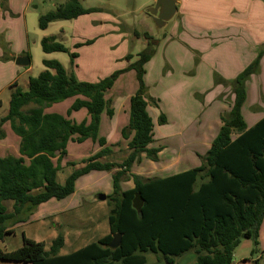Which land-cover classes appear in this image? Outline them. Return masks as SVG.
Segmentation results:
<instances>
[{"label":"trees","instance_id":"1","mask_svg":"<svg viewBox=\"0 0 264 264\" xmlns=\"http://www.w3.org/2000/svg\"><path fill=\"white\" fill-rule=\"evenodd\" d=\"M3 5V1L0 0ZM85 8L80 0H68L56 10L40 17L42 29L56 20L76 19L97 11ZM140 59L126 68L115 70L97 81L80 80L58 60L45 59V69L30 78L29 89L14 85L9 113L0 119L10 122L21 137L19 156H0V240L13 232V226L25 222L38 206L55 198L61 200L73 194L77 180L91 171H114L113 192L107 195L110 233L87 246L61 255L65 237L63 231L49 249L25 235L23 244L12 251L0 250V260L31 264H146L147 253L175 263L174 258L194 252L189 264H233L234 252L243 238L254 241L252 255L259 245L260 227L264 220V117L249 127L243 106L247 99V82L259 71L264 47L257 57L232 80L234 101L228 112L221 114L223 122L209 150L200 156L201 165L163 178H146L132 173L142 155L158 161L160 147H150L154 141V123L148 111L145 64L155 53L150 33ZM92 40L76 43L75 48ZM44 52H68L72 63L76 52L55 37L41 41ZM131 54L126 56L129 59ZM136 71L138 90L130 99L129 123L122 130L128 139L129 154L122 161L103 160L112 154L107 139L100 136L101 115L111 117L114 109L106 98L119 76ZM218 74L216 83H223ZM76 97L67 115L46 112L55 103ZM1 106V99H0ZM86 108L90 120L76 122L70 115ZM167 121L165 114L159 123ZM88 139L102 149L73 167L62 184L57 180L61 160L67 154L69 142L82 143ZM57 157V164L53 158ZM132 179L134 187L123 190L122 182ZM141 193L144 205L141 212L133 207L135 194ZM6 200L13 201L9 212ZM121 233L118 247H110L115 234Z\"/></svg>","mask_w":264,"mask_h":264},{"label":"crops","instance_id":"2","mask_svg":"<svg viewBox=\"0 0 264 264\" xmlns=\"http://www.w3.org/2000/svg\"><path fill=\"white\" fill-rule=\"evenodd\" d=\"M2 1L3 5L0 2V99L1 105H4L2 97L9 100L10 103L14 85L21 87L23 90H28L30 78L34 77L32 76L33 56L29 20L35 22L39 16L29 13V9L31 7L39 8V5L35 3L36 0ZM221 1L224 2V5L219 3ZM248 1L249 10H247V1L245 0L243 3L242 0H239L241 8L237 13L241 15L246 11L251 13V0ZM179 2L180 0H178V4ZM231 2L236 3V0H215L219 13L223 15V22H219L211 28L201 29L197 25H191L187 18L188 9H184L181 15L182 18L180 17L181 23L178 37L182 43L181 47L185 48V50L174 49L173 53H176L174 56L179 59L180 54L182 55L189 51L193 59V51H198V70L204 66V70L206 69L208 73V76L206 74L208 82L206 87H191L184 90L183 82L178 80L171 81L170 79H173L174 75L173 70L170 68L169 71L165 72L166 68L168 70V48H166L164 51L163 72L155 83L159 85L158 91L162 94H157L152 90L151 84L148 81V67L159 53L161 40H159L153 56L146 62L145 69L147 72L144 78L148 89L147 96L157 101L156 104L150 101L148 105V111L154 123L155 134L154 141L150 144V147H160L162 150L159 153L158 161H152L143 154L141 161L133 165L131 169L132 173L146 178H163L201 165L200 156L209 150L223 124L221 114L228 112L234 101L235 95L233 93L232 80L254 60L253 58L256 55L252 52L251 47L240 39V37L242 38V34L245 38L252 37L249 28H246V24L242 26L243 24L238 19H233L234 17L228 18L230 7L233 5ZM242 6L246 7L244 11ZM30 17L32 18L30 19ZM227 18L228 20H226ZM151 34L153 35V33ZM164 37L167 41L168 37H166V33H164ZM252 40L251 38L250 43H254L255 45V42ZM144 42L147 46V40ZM19 58L21 59V63H18ZM263 63L264 56L262 57L261 65ZM130 64L133 63L127 62V65L123 68H126ZM132 71L136 75L134 69L125 73L127 74ZM214 71H217L223 78L224 82L222 84L216 83L215 77H213ZM123 74L119 76L117 81H119ZM262 83L263 80H261L259 74H253L247 82V99L243 106V114L246 109L251 111V114L248 116L245 117L244 115L249 127L264 117V83ZM115 84L112 89L107 91L106 98H108L107 94L116 90ZM252 84L256 86L255 89L252 88ZM138 87L139 84L136 88L134 87L130 90L126 96L123 95L124 92L121 90V94L118 95L119 98H111V107L114 109V114L111 117L107 112L101 115L100 136H104L107 139V146L112 149V154L102 158L103 160L117 161L113 156L121 150L127 151L125 158L129 154L128 139L122 136V130L129 123L130 99L136 93ZM168 91L172 94L169 105ZM75 99L76 97H71L62 102L55 103L47 108L46 112H57L67 115V110ZM64 102H67V105L63 109H59L62 108L61 105L65 104ZM120 111L123 114H120ZM8 113L0 114V119ZM76 114H81L80 121L90 120L86 108L74 111L70 115V118L77 122L75 119ZM161 114H165L167 117V121L164 124L159 123ZM119 115L122 118L118 119ZM116 119L118 121H114ZM105 122L108 127L107 135L102 131ZM5 125H10L11 127L10 122H5L2 125L6 136L0 138V140H4L7 137V128L5 127L4 129ZM156 125L162 129L160 134L156 131ZM178 136L182 137L183 141L181 144L183 146L185 144V147L176 148ZM173 141L175 144H173ZM20 142L21 137L18 135L12 141V146L0 141V156H19ZM172 145H175V147ZM172 147L173 152H171ZM8 149H12V152H9ZM101 149L102 147L97 148V151L93 154L99 152ZM68 154L69 152L62 158L61 169L58 173L68 167V164L66 167L64 166L65 163L71 162V160H68ZM93 154L85 155L81 160L72 162L77 163L75 167L79 168L77 166L82 164L81 161ZM57 160V157L53 158L55 164H57ZM168 166H181L182 168L177 172L168 173ZM58 173L57 180L63 184L67 177L62 182L59 179ZM113 173L114 171L94 170L80 177L76 182V190L73 194L61 200L52 198L40 204L27 221L13 226L11 228L13 232L5 235L4 239L0 240V243L6 242L10 237L18 238L20 230L23 237L25 235L27 238L37 242H44L46 249H49L53 240L58 236L59 230L62 229L65 242L60 250V254L65 255L108 235L110 233L109 205L107 200L99 199L98 195L101 193L106 194V196L112 194ZM133 187L134 182L132 179L122 182L123 190L132 189ZM93 194L96 196H93ZM5 205L9 212L13 211L12 200H6ZM85 205H87V209L84 208ZM259 242L256 254L252 255V250L255 247L254 241L251 238H243L234 252L233 264H264V261H262L264 257V220L260 227ZM241 246L247 249V254H239L238 250ZM68 247L69 250H66ZM0 250L12 251L2 248L1 244ZM195 257V254L193 257H190L187 264L193 262ZM17 264L31 263L17 262Z\"/></svg>","mask_w":264,"mask_h":264},{"label":"rangeland","instance_id":"3","mask_svg":"<svg viewBox=\"0 0 264 264\" xmlns=\"http://www.w3.org/2000/svg\"><path fill=\"white\" fill-rule=\"evenodd\" d=\"M67 1L68 0H36L35 3L39 5V8L31 7L29 9V13L39 16L38 20H35V22L29 20V33L32 41L33 56L32 76H38V74L45 69L43 64L45 59H52L61 62L68 70H73L80 80H100L111 75L115 70L123 69V67L127 65V62H137L140 59V52L147 47L144 41L147 40V43L150 41L144 36L146 32H149L154 40H157L158 42L161 40L159 44V53L148 67V81L154 92L162 94L158 91L159 85L155 83L158 78L161 77L163 72V59L165 57L164 51L166 48H168V70L166 68L165 72L169 71L170 68L173 70L174 75L173 79H170L171 81L178 80L183 82L184 90L191 87H206V85H208L206 78V74L208 76V73L206 72V69L204 70V66H202L198 70L197 67L199 61L198 51H193V59L192 55L189 54V51L182 55L180 54L179 59H177L174 56L176 53H173V51L174 49L185 50V48L181 47L182 43L178 37V31L180 30L179 26L181 23L180 17L182 18L181 15L183 14L184 9H188V21L191 25H197L198 28H211L219 22H223V15L219 13V9L215 5V0H180L177 14L167 23L166 27H158L154 20L146 13L147 9L154 5L156 0H80L85 8H97L98 10L76 19H61L53 21L47 28L42 29L39 24L40 17L50 11L56 10L57 7ZM242 1L244 3L245 0ZM246 1L247 10H249V1ZM219 3L224 5V2L222 1ZM231 3L233 5L230 7L228 18L234 17L233 19L241 21L243 24L242 26L246 24V28H249L252 37L245 38L242 34V38L240 37V39L246 45L251 47L252 52L256 54L253 58L255 60L259 50L264 47V0H251V13L246 11L243 12L242 15L237 13L241 8L239 0H236V3ZM245 8L246 7H243V11ZM31 18L32 17H30V19ZM228 18L226 20H228ZM151 33H153V35ZM164 33H166V37H168V43L164 37ZM52 36L55 37L56 41L66 45L71 52H76L78 54L77 58L74 59V63H72L71 54L68 52H44L41 41L45 37ZM251 38L253 39L252 41L255 42V45L254 43H250ZM88 40H92L93 42L82 45L79 48L74 47L76 43L86 42ZM152 46H155L156 48L158 44L152 43ZM129 53L131 54V57L129 60H126V56ZM256 74L261 76V80H263L264 83V63L260 65L259 71ZM217 75L218 72L214 71L213 77H215V80ZM137 85L138 81L134 71L127 74L124 73L115 84V88L117 87L116 90L107 94V97L110 100L111 98H119L118 95L121 94V90L124 92L123 95L126 96L127 93L134 87L136 88ZM252 88L255 89L256 86L252 84ZM170 96H172V94L168 91V105L170 104ZM2 98L4 105L0 106V114H5L10 110V103L9 100L4 97ZM64 103L65 104L61 105L62 108L59 109H63L67 105V102ZM121 113L122 112L120 111V114ZM249 114H251V111L246 109L244 112L245 117ZM120 118L122 117L119 115L118 119ZM75 119L77 122H81V114H76ZM118 119L114 121H118ZM5 127L7 128V137L0 141L12 146V141L15 140L17 135L14 133L10 125H5L4 129ZM107 130L108 127L105 122L102 131L106 135L108 134ZM156 131L160 134L162 129L156 125ZM181 138V136H178L176 148H181L183 146V144H181L183 139ZM173 144H175L174 141ZM172 146L175 147V145ZM185 146L186 145L184 144L183 147ZM99 147V143L94 142L91 139L82 143L70 142L68 145V160H81L83 156L93 154ZM8 150L9 152H12V149ZM171 152H173V147L171 148ZM126 154V150H121L117 152L113 158L117 161H122ZM64 166L66 167L67 163H65ZM81 166H83V164H79L77 167ZM181 168V166H168V173L177 172ZM72 170L73 167L68 165V167L58 173L59 179L64 182L65 178ZM93 196L96 195L93 194ZM84 208L87 209V205H85ZM59 231L63 230L60 229ZM22 243L23 235L19 230L18 238L10 237L6 242L3 241L0 244L4 249L14 250L22 245ZM66 250H69V247ZM238 252L239 254H247V249L244 246H241ZM193 253L194 252H188L185 255L175 257V264H187L190 257L194 256ZM146 258V264H168V261L163 258L159 259L154 253H147ZM262 261H264V257ZM0 264H17V262L0 260Z\"/></svg>","mask_w":264,"mask_h":264},{"label":"water","instance_id":"4","mask_svg":"<svg viewBox=\"0 0 264 264\" xmlns=\"http://www.w3.org/2000/svg\"><path fill=\"white\" fill-rule=\"evenodd\" d=\"M178 12V0H156L154 5L149 7L146 11L147 15L154 20L158 27H166L167 23L171 21ZM152 43L158 44L157 40H152ZM18 59V63L20 62ZM99 199L106 200V194H99ZM144 205V200L141 193L137 192L133 198V207L141 212ZM122 234L118 233L113 236V239L110 243V247L115 248L120 245ZM168 264H175L169 262Z\"/></svg>","mask_w":264,"mask_h":264}]
</instances>
